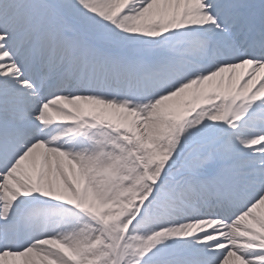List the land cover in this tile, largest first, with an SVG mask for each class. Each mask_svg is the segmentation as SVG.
<instances>
[{
	"label": "snow or ice",
	"instance_id": "6c2138e0",
	"mask_svg": "<svg viewBox=\"0 0 264 264\" xmlns=\"http://www.w3.org/2000/svg\"><path fill=\"white\" fill-rule=\"evenodd\" d=\"M0 264H264V0H0Z\"/></svg>",
	"mask_w": 264,
	"mask_h": 264
}]
</instances>
